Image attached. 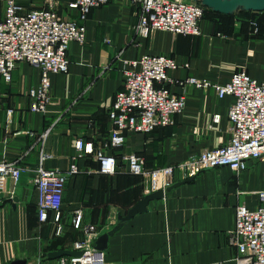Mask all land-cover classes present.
Returning <instances> with one entry per match:
<instances>
[{"label": "crops", "instance_id": "obj_1", "mask_svg": "<svg viewBox=\"0 0 264 264\" xmlns=\"http://www.w3.org/2000/svg\"><path fill=\"white\" fill-rule=\"evenodd\" d=\"M62 12L77 19L75 11ZM138 13L129 0H109L91 10L84 22L86 41L69 45V70L52 77L51 103L44 113L28 109V90L39 81L38 68L18 63L11 82H0V162H17L23 170L16 185L8 184L12 196L1 195L5 203L0 208V264L18 259L30 264L45 253L72 250L90 228L93 244L117 228L100 251L105 264H236L231 234L235 210L239 205L250 209L258 205L255 193L264 190V162L250 161L240 174L219 167L185 177L183 161L228 140L226 114L234 100L178 82L194 76L224 83L240 68L264 81V16L257 21V33L247 23L236 22L234 14H218L231 23L229 27L203 20L200 36L158 31L143 38L136 31ZM144 54L171 56L180 65L169 71V87L186 94V107L174 117L173 125L150 133L127 132L123 146L109 149L107 112L122 87L123 61ZM79 139L116 155L117 171L103 175L92 157L79 160V174L69 177L65 186L60 222L50 214L41 223L36 213L38 191L32 182L35 170L39 164L66 170ZM127 154L142 157L148 171L172 167L173 184L183 183L149 202L145 212L120 222L144 196L163 191L161 186L152 187L149 172L128 173L121 159ZM43 155L50 157L41 160ZM14 197L18 198L15 207ZM77 213L81 223L74 228Z\"/></svg>", "mask_w": 264, "mask_h": 264}, {"label": "built area", "instance_id": "obj_2", "mask_svg": "<svg viewBox=\"0 0 264 264\" xmlns=\"http://www.w3.org/2000/svg\"><path fill=\"white\" fill-rule=\"evenodd\" d=\"M109 0H71L68 10L75 11L77 20L64 17L52 8L27 10L17 0H0V82L10 83L18 63L38 68V83L28 90L29 111L44 113L51 103L52 77L69 70L67 52L72 42L86 41L84 25L91 10ZM137 5V34L149 38L155 32H168L174 36H200L205 7L192 0H129ZM253 32H258L255 22ZM122 69L123 83L116 93L107 115L111 124L109 149L125 144L126 133H150L174 124V117L186 107V94L174 93L169 84V71L180 65L171 56L144 54L136 60H125ZM188 63L183 64L188 67ZM178 85L198 89H212L220 99L232 97L227 109L229 137L225 144L203 150L180 164L185 177L211 168L228 167L240 174L247 170L250 161L264 162V81L253 78L244 68L231 74L224 83L189 76ZM217 121V118H216ZM76 155L66 170L45 169L38 165L33 185L38 191L36 213L38 221H48L54 214L60 222L63 193L69 177L77 175L79 160L90 156L99 163L98 172L115 174L119 158L81 139L75 142ZM41 156V160L49 158ZM132 176L149 172L154 189L165 190L173 184L172 167L148 171L142 157L127 154L121 158ZM17 162H0V200L9 182L17 184L22 174ZM258 205L248 208L239 205L235 210L232 242L237 250L236 264H264V190L255 193ZM81 213L72 220L79 228ZM61 229L58 224L57 232ZM94 232L90 228L84 239L73 244L79 256L60 258V264H105L102 252L94 250ZM220 264V263H213Z\"/></svg>", "mask_w": 264, "mask_h": 264}, {"label": "water", "instance_id": "obj_3", "mask_svg": "<svg viewBox=\"0 0 264 264\" xmlns=\"http://www.w3.org/2000/svg\"><path fill=\"white\" fill-rule=\"evenodd\" d=\"M192 1H199L205 8L208 10L218 13L220 15L231 16L235 12L240 11H253V12H262L264 11V0H192ZM183 182L175 183L169 187H167L163 191H155L152 192L140 201L137 202L135 206H133L128 212L125 217H120V222H125L131 219L134 215L138 213L145 212L147 210V206L149 202L162 199L164 195L170 192L173 188L178 187ZM13 206L18 201L17 197L12 198ZM5 201L0 200V208L4 205ZM117 229V228H115ZM115 229L102 234L95 240L94 250L96 251H103L107 248V240L109 236L115 231ZM81 252L73 251V250H57L43 254V256L47 259H58L63 256H79ZM8 264H28L25 259H18L11 261Z\"/></svg>", "mask_w": 264, "mask_h": 264}, {"label": "rangeland", "instance_id": "obj_4", "mask_svg": "<svg viewBox=\"0 0 264 264\" xmlns=\"http://www.w3.org/2000/svg\"><path fill=\"white\" fill-rule=\"evenodd\" d=\"M19 3H21L27 10L30 9H46V8H52L55 11H57L60 15L66 16L62 10H68L67 4H63L61 0H17ZM70 17V14H68ZM236 22L238 23H247L250 25L251 29L253 28L252 22H255L258 24V20L260 19L261 16H264V11L258 13V12H253V11H245L242 13H234ZM68 17V16H67ZM71 18V17H70ZM77 18V17H76ZM218 18V19H216ZM77 20V19H76ZM203 20H209L213 24H219V27H222L226 29L229 27V24H231L228 20L220 17L218 14L211 12L207 8L205 9L204 13V18ZM258 26V25H257ZM253 31V29H252ZM60 258L58 259H47L43 255L39 256L37 260L34 262H31L30 264H60Z\"/></svg>", "mask_w": 264, "mask_h": 264}, {"label": "trees", "instance_id": "obj_5", "mask_svg": "<svg viewBox=\"0 0 264 264\" xmlns=\"http://www.w3.org/2000/svg\"><path fill=\"white\" fill-rule=\"evenodd\" d=\"M212 12V11H211ZM241 12H245V11H241ZM247 12V11H246ZM214 13V12H213ZM216 14H218V13H216Z\"/></svg>", "mask_w": 264, "mask_h": 264}]
</instances>
